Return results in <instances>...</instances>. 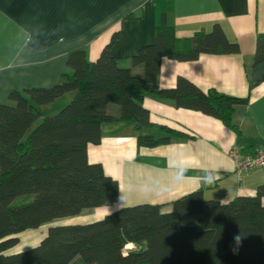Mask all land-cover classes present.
Listing matches in <instances>:
<instances>
[{"label": "trees", "instance_id": "trees-1", "mask_svg": "<svg viewBox=\"0 0 264 264\" xmlns=\"http://www.w3.org/2000/svg\"><path fill=\"white\" fill-rule=\"evenodd\" d=\"M158 13L154 41L141 46L130 65H120L111 53L118 37L114 32L94 61L87 59L84 48L73 49L67 57L69 71L58 83L12 90L8 102L0 103V264H264V183L254 194L226 202L207 199L198 188L168 204L121 206L92 221L50 225L36 245L8 250L27 228L118 200V179L87 157L88 144L101 141L103 123L130 120L136 130L160 131L138 134L140 146L183 135L152 122L143 105L147 90L157 83L162 58L184 61L201 53L239 52L238 43L229 40L219 24L195 33L191 46L178 50L165 11ZM254 61H264V34L256 38ZM68 92L72 97L59 111L41 115V105ZM151 92L158 100L199 111L232 128L235 107L248 102L246 96L202 89L182 76L174 86ZM189 215L197 216L195 225L182 223ZM237 233L245 238L239 253L233 254ZM128 243L134 247L125 249Z\"/></svg>", "mask_w": 264, "mask_h": 264}, {"label": "crops", "instance_id": "crops-1", "mask_svg": "<svg viewBox=\"0 0 264 264\" xmlns=\"http://www.w3.org/2000/svg\"><path fill=\"white\" fill-rule=\"evenodd\" d=\"M161 10L174 29L176 49L189 48L195 33L219 24L226 37L238 43L239 52L201 53L184 61L161 59L157 83L147 90L143 105L152 122L182 136L140 146L138 134L160 131L136 130L130 120L102 124L101 141L88 144L87 157L118 179L120 194L114 204L92 208L93 219L136 203L168 204L198 188L205 198L226 202L254 194L264 183V168L259 167L238 182L230 156L233 148L252 155L264 146V61H254L256 38L264 34V0H0V103L8 102L12 90L58 83L69 71L67 57L73 49L84 48L87 59L94 61L114 32L118 37L111 53L120 65H130L132 55L154 41ZM179 76L202 89L248 97L245 105L235 107V128L154 97L151 90L172 87ZM66 95L59 104L68 102L72 92ZM58 99L41 106H53ZM189 216L182 223L195 225L197 216ZM128 245L134 247L128 243L125 249H131Z\"/></svg>", "mask_w": 264, "mask_h": 264}, {"label": "rangeland", "instance_id": "rangeland-1", "mask_svg": "<svg viewBox=\"0 0 264 264\" xmlns=\"http://www.w3.org/2000/svg\"><path fill=\"white\" fill-rule=\"evenodd\" d=\"M63 96H67L66 94ZM64 98L66 97H60V99H58L56 101V103L52 105H48V106H40V111H41V115H50V114H54L57 111H59V109H61L63 107V105H65L67 102H64V104H59L60 100H64ZM61 105V106H58ZM59 108H56V107ZM92 208L88 209L87 212H84L80 215H78L77 217L71 218V217H63V218H57L54 220H51L50 222H44L42 224H40L38 227L35 228H27L25 230H23L22 232L19 233V239L17 241L16 244H14L11 248H9L8 250H10V253L13 252H17V251H21V250H25L29 247H32L34 245H36L37 243H39V241L41 240V238L46 234L47 229L50 225H55V224H63V223H71V222H88V221H92L93 219V211L91 210ZM190 216H183L181 218V220L183 222H188Z\"/></svg>", "mask_w": 264, "mask_h": 264}, {"label": "built area", "instance_id": "built-area-1", "mask_svg": "<svg viewBox=\"0 0 264 264\" xmlns=\"http://www.w3.org/2000/svg\"><path fill=\"white\" fill-rule=\"evenodd\" d=\"M233 159L237 181L240 182L243 175L254 168H264V146L259 147L254 154H240L236 148L230 150Z\"/></svg>", "mask_w": 264, "mask_h": 264}, {"label": "clouds", "instance_id": "clouds-1", "mask_svg": "<svg viewBox=\"0 0 264 264\" xmlns=\"http://www.w3.org/2000/svg\"><path fill=\"white\" fill-rule=\"evenodd\" d=\"M244 238L245 237H243L240 233H237L233 236V247L231 249L233 254L239 253V249L242 246Z\"/></svg>", "mask_w": 264, "mask_h": 264}, {"label": "snow or ice", "instance_id": "snow-or-ice-1", "mask_svg": "<svg viewBox=\"0 0 264 264\" xmlns=\"http://www.w3.org/2000/svg\"><path fill=\"white\" fill-rule=\"evenodd\" d=\"M128 247H129V248H131V247H132V245H128Z\"/></svg>", "mask_w": 264, "mask_h": 264}]
</instances>
